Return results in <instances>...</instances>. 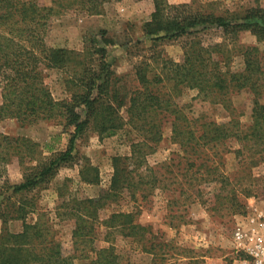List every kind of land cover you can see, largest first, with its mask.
Masks as SVG:
<instances>
[{
	"label": "trees",
	"instance_id": "obj_1",
	"mask_svg": "<svg viewBox=\"0 0 264 264\" xmlns=\"http://www.w3.org/2000/svg\"><path fill=\"white\" fill-rule=\"evenodd\" d=\"M110 1L52 0V5L47 6L39 0H0V120L16 119L22 126L59 121L63 132L69 135L66 150L52 151L49 147L52 152L44 156L40 145L31 139L0 133V220L3 226L12 220L23 221L21 232L13 233L3 227L0 264H75L77 259H90L88 264H122L113 246L98 247L101 228L105 229L103 241L109 242L118 235L130 238L140 245L142 252L152 254L163 264L168 243L154 241L150 226L137 223L133 212L123 211L112 213L102 223L100 211L119 200L125 191L137 200L138 194L145 198L144 194L157 186L178 182L182 161L186 174L204 175V180L224 178L214 166V157L221 158L222 149L231 141L239 146L240 155L246 151L252 159L264 158L261 51L255 46L229 48L225 42L211 44L204 39L209 32H220L224 39L235 42L241 32H250L257 41L264 42V0H253L254 6L230 16L194 11L188 5H172L168 0H153L155 9L151 20L144 24L145 36L155 41L183 36L193 39L182 62L167 59L162 72L153 75L148 69L139 68L136 75L140 88L130 95L128 104L124 97L120 102L113 99L117 79L102 37L86 39L81 53L51 47L46 42L55 16L74 6L98 14L101 6ZM236 55L244 60L240 72L229 68ZM70 68L67 98L56 99L45 72ZM167 83L171 88L163 93ZM181 87L196 89L205 99L224 104L230 119L219 123L189 118L174 101ZM245 89L255 95L252 121L247 126L242 124L229 97ZM172 92L177 95L173 97ZM124 106H128L127 119L120 114ZM165 122L170 123L172 141L183 153L174 165L178 171L170 178L167 173L171 172L163 170V176L147 162V156L156 151L163 139ZM126 126L137 133L139 140L132 144L130 156L113 159L110 186L99 198H80L60 190L56 217L74 222V254L66 255L52 221L45 220L46 215L39 211L36 193L55 178L62 166L75 163L77 141L88 130L111 136ZM15 159L23 167L19 183L11 182L8 174V165ZM80 175L85 183L99 182L98 170L91 164L80 167ZM235 199L229 200L230 208L244 210L245 206ZM34 213L36 221L28 222Z\"/></svg>",
	"mask_w": 264,
	"mask_h": 264
},
{
	"label": "rangeland",
	"instance_id": "obj_2",
	"mask_svg": "<svg viewBox=\"0 0 264 264\" xmlns=\"http://www.w3.org/2000/svg\"><path fill=\"white\" fill-rule=\"evenodd\" d=\"M39 1L47 6L52 5V0ZM168 1L172 5H188L194 11L224 16L242 12L255 5L253 0ZM154 9L153 0H112L104 3L98 14H91L74 6L53 18L47 30L46 42L51 47L81 53L85 49L86 39L102 37L103 44L107 45V60L117 79L112 91L113 99L120 102L124 97L128 104L130 95L140 88L136 75L139 68L148 69V73L153 75L162 72L163 61L167 59L182 62L185 50L193 39L183 36L155 41L145 36L143 27L151 20ZM204 39L211 44L225 42L229 48L234 45L255 46L261 51L264 65V42L257 41L250 32H241L235 42L224 39L220 32H209ZM229 68L235 72L242 71L243 57L234 56ZM70 71L72 72V68L69 71L46 70V82L56 99L67 98ZM169 88L171 86L167 83L163 87V93H168ZM172 93L173 97L177 95ZM229 97L242 124H251L255 97L252 91L245 89L233 92ZM260 97L264 103V92ZM174 101L189 118L199 122L221 123L230 119V112L224 104L205 99L196 89L181 87ZM127 107L120 110V114L126 119ZM0 133L31 139L40 145L44 156H49L52 151L66 150L69 140V135L63 132L59 121H42L22 126L16 119L7 118L0 120ZM138 140L137 133L130 126L111 136L100 135L94 129L88 130L77 141L75 163L62 166L55 178L37 191L39 211L46 215L45 220L52 221L66 255L74 254V222L61 221L56 217L61 203L60 190L63 188L67 195L73 194L80 198H99L110 186L114 172L113 159L130 156L132 144ZM238 148L237 143L228 142L222 149L221 158L214 157V166L224 178L204 180V175L192 176V172L186 174L185 162L182 161L179 166L182 174L178 176V182L168 183L165 187L157 186L153 192L145 193V198L138 194L137 200L132 199L130 193L125 191L119 200L100 211L102 223L112 213L133 212L137 223L152 228L154 241L168 243L163 264H262L259 260L257 263L256 251L258 247L264 246V158L252 159L251 153L246 151L240 155ZM182 156L179 145L172 141L171 125L165 122L163 139L156 151L147 156L148 165L157 168L163 176V170H168L171 172L167 173L170 178L178 171L174 165L179 163L180 159L177 158ZM86 164H91L98 170V183L88 184L82 181L80 167L83 168ZM163 165L165 166L162 167ZM169 165L172 167L168 168ZM200 171L203 173L204 167ZM8 174L11 182L22 181L23 167L17 159L8 165ZM233 197L245 206L244 210L235 211L236 209L230 208L229 200ZM36 219L37 214L34 213L27 221L34 222ZM3 227L13 233L21 232L23 221L12 220L3 226L0 220V235ZM100 232L98 247L113 246L122 264H161L159 258L142 252L140 245L132 239L118 235L107 242L103 241L105 229L101 228ZM238 233L243 234L241 240L238 239ZM89 261L90 259H77L75 264H88Z\"/></svg>",
	"mask_w": 264,
	"mask_h": 264
},
{
	"label": "built area",
	"instance_id": "obj_3",
	"mask_svg": "<svg viewBox=\"0 0 264 264\" xmlns=\"http://www.w3.org/2000/svg\"><path fill=\"white\" fill-rule=\"evenodd\" d=\"M238 239L241 240L243 238V234L242 233H238ZM256 255H257V263L258 260L260 261L259 263L263 264V257H264V246H260L258 247L257 251H256ZM245 264H247V262H244Z\"/></svg>",
	"mask_w": 264,
	"mask_h": 264
}]
</instances>
